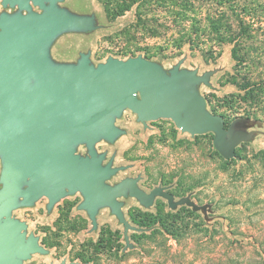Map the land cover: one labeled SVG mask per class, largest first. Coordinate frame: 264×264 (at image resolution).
<instances>
[{
    "label": "rangeland",
    "instance_id": "rangeland-1",
    "mask_svg": "<svg viewBox=\"0 0 264 264\" xmlns=\"http://www.w3.org/2000/svg\"><path fill=\"white\" fill-rule=\"evenodd\" d=\"M60 5L75 12H94L101 27L87 34L60 36L51 47L54 59L74 61L79 51L87 50L94 63L108 56L125 59L131 53L144 56L146 52L165 68L182 59L181 67L197 68L199 74L215 69L210 86H199L207 109L223 114L226 123L235 115L247 116L242 114L246 105L237 104L230 96L239 92L230 80L233 76L240 82L243 78H264V0L141 3L145 27L123 34L118 31L136 21L138 3L116 18L106 15L100 0H64ZM240 26L247 32L238 35ZM147 28H156L158 33L151 37ZM235 37V41H228ZM233 47L243 63L232 56ZM247 117L261 121L264 130L263 110ZM115 124L126 133L112 144L99 141L96 148L107 150V158L115 152L114 165L127 167L108 182L140 174L139 185L146 191L166 185L176 198L190 194L198 204L209 203L206 217L200 210L186 217L189 228L179 241L154 234L145 226H141L145 228L142 231L128 230L134 247L123 251V226L108 207L100 208L98 227L90 231L86 212L76 208L82 200L78 192L60 198L50 212L46 210L47 198L41 197L33 206L12 211L26 221L27 234L38 235L48 249L47 254L34 253L25 263L59 264L65 259L78 264H264V166L256 156L264 150V134L241 143L234 161L225 163L212 146L211 132L191 136L168 118L147 121L144 127L129 109ZM78 151L84 152V146ZM119 199L124 201L126 219L135 226L145 212L155 216L171 210L158 196L149 208L133 197ZM184 208L192 210L181 205L172 211L181 213Z\"/></svg>",
    "mask_w": 264,
    "mask_h": 264
},
{
    "label": "water",
    "instance_id": "water-1",
    "mask_svg": "<svg viewBox=\"0 0 264 264\" xmlns=\"http://www.w3.org/2000/svg\"><path fill=\"white\" fill-rule=\"evenodd\" d=\"M63 1L0 0V264H24L34 253H48L38 235L27 234L26 221L12 214L41 197L50 212L60 198L78 192L76 208L86 212L90 231L98 227L100 208L108 207L123 226V251L134 247L128 230L145 228L126 219L121 197L149 208L158 196L171 210L186 205L206 217L209 203L198 204L190 194L176 198L166 185L146 191L140 174L108 182L127 166L114 165L115 152L107 158L96 144H112L126 133L115 124L126 109L144 127L168 118L191 136L211 132L212 146L224 159L264 134L259 120L238 116L226 123L207 109L199 86H210L215 69L199 74L181 67L182 59L165 68L140 54L94 63L90 50L79 51L74 61L54 59L51 47L60 36L101 27L94 12L72 11Z\"/></svg>",
    "mask_w": 264,
    "mask_h": 264
},
{
    "label": "trees",
    "instance_id": "trees-1",
    "mask_svg": "<svg viewBox=\"0 0 264 264\" xmlns=\"http://www.w3.org/2000/svg\"><path fill=\"white\" fill-rule=\"evenodd\" d=\"M102 2L104 11L106 15L110 18H116L119 15H122L126 10L130 8L133 4H137V12H136V21L132 24H130L128 27L123 28L118 31V34H123L125 32H129L131 28H144V21H143V13L140 12L139 6L141 3H148V5H153L156 3L165 2L166 0H100ZM190 0H185V4L189 3ZM238 35H241L243 33L247 32V29H245L244 26H240ZM150 35L151 37H155V35L158 33L156 28H151ZM236 40L235 38H232L228 40L229 42H233ZM131 56H135L133 53L130 54ZM153 54L146 52L144 57L151 58ZM232 56L237 61V63H243L244 60L241 56H239L237 52V48H232ZM233 76V75H232ZM232 84H234L239 92L237 94H231L230 96H234L236 98V101L244 103L246 107L242 108V114L251 116L255 115L256 110H263L264 107L260 108L261 104H263V95H264V78L259 81H251L249 78H243V81H238L234 76L230 80ZM213 110V109H211ZM223 115V114H222ZM239 115H235L237 117ZM258 159L262 162V165L264 166V150L260 151L259 154H257ZM234 161V158L231 159H225V163H229ZM166 181V180H164ZM175 211L168 210L167 212L160 211L158 215L153 216L150 212H145V217L143 219H138L136 221L137 227L145 226L149 229L154 230V234H160L161 236L168 235L179 241L184 234L188 231V223L186 221V217H192L195 212L190 210L189 208H184L181 213Z\"/></svg>",
    "mask_w": 264,
    "mask_h": 264
},
{
    "label": "flooded vegetation",
    "instance_id": "flooded-vegetation-1",
    "mask_svg": "<svg viewBox=\"0 0 264 264\" xmlns=\"http://www.w3.org/2000/svg\"><path fill=\"white\" fill-rule=\"evenodd\" d=\"M24 264H26V263L24 262Z\"/></svg>",
    "mask_w": 264,
    "mask_h": 264
}]
</instances>
